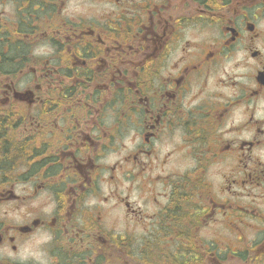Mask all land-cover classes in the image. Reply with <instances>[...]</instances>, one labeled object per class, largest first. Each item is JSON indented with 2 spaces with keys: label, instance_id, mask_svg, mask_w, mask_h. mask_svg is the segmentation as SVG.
<instances>
[{
  "label": "flooded vegetation",
  "instance_id": "flooded-vegetation-1",
  "mask_svg": "<svg viewBox=\"0 0 264 264\" xmlns=\"http://www.w3.org/2000/svg\"><path fill=\"white\" fill-rule=\"evenodd\" d=\"M228 259L264 262V0H0V264Z\"/></svg>",
  "mask_w": 264,
  "mask_h": 264
},
{
  "label": "rangeland",
  "instance_id": "rangeland-1",
  "mask_svg": "<svg viewBox=\"0 0 264 264\" xmlns=\"http://www.w3.org/2000/svg\"><path fill=\"white\" fill-rule=\"evenodd\" d=\"M208 237H210V235L208 234L207 235ZM245 236L250 239L251 241L256 239V238H261L262 234L260 233H251V232H247L245 233ZM217 237V239H215ZM212 238L214 239V241L216 240H224V241H229L228 243L225 244V247H231V250H233L234 248H236L235 246V242L233 241V238L232 236L230 235H221V234H212ZM237 251V250H235ZM239 252H243V256L242 257H246L247 256V248L244 247L243 249H241ZM224 264H253L247 260L245 261H240V262H237L236 259H228L227 261L224 262ZM256 264H264V262L262 261H257Z\"/></svg>",
  "mask_w": 264,
  "mask_h": 264
}]
</instances>
